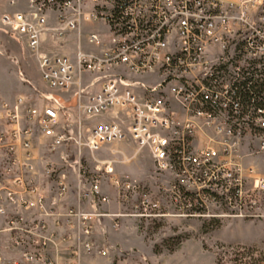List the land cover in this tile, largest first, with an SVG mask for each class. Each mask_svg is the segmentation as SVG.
Returning a JSON list of instances; mask_svg holds the SVG:
<instances>
[{
  "label": "built area",
  "instance_id": "built-area-1",
  "mask_svg": "<svg viewBox=\"0 0 264 264\" xmlns=\"http://www.w3.org/2000/svg\"><path fill=\"white\" fill-rule=\"evenodd\" d=\"M21 1L0 30L48 91L0 105V264L109 259L107 219L264 222V0Z\"/></svg>",
  "mask_w": 264,
  "mask_h": 264
},
{
  "label": "rangeland",
  "instance_id": "rangeland-1",
  "mask_svg": "<svg viewBox=\"0 0 264 264\" xmlns=\"http://www.w3.org/2000/svg\"><path fill=\"white\" fill-rule=\"evenodd\" d=\"M7 1L14 2L11 5L14 10L22 2ZM2 33L0 42L5 46V53L0 57V105L2 101L11 102L17 95L36 100L38 92L48 90L41 81L34 58L18 40ZM2 117L0 106V132L4 128ZM120 170L140 178L148 177L147 185L155 186L154 169L146 159ZM112 207L118 211V204L113 203ZM212 222L123 218L119 219L118 226H111L107 219L103 221L106 241L114 245L116 251L109 259H86L84 264H264L263 221L218 220L214 225Z\"/></svg>",
  "mask_w": 264,
  "mask_h": 264
},
{
  "label": "crops",
  "instance_id": "crops-1",
  "mask_svg": "<svg viewBox=\"0 0 264 264\" xmlns=\"http://www.w3.org/2000/svg\"><path fill=\"white\" fill-rule=\"evenodd\" d=\"M13 12L15 11L13 9V6L7 1V0H0V12ZM4 50L5 46L3 43L0 42V57L4 56ZM11 61H14V59H11Z\"/></svg>",
  "mask_w": 264,
  "mask_h": 264
},
{
  "label": "trees",
  "instance_id": "trees-1",
  "mask_svg": "<svg viewBox=\"0 0 264 264\" xmlns=\"http://www.w3.org/2000/svg\"><path fill=\"white\" fill-rule=\"evenodd\" d=\"M2 32H4V31L0 30V33H2ZM5 33H6V32H5ZM2 34H3V33H2ZM6 34H7V33H6ZM3 35H4V34H3ZM7 35L10 36L11 38H13L11 35H9V34H7ZM14 39H15V38H14ZM213 223L216 224L217 222H216V221H213L212 224H213ZM212 224H211V225H212ZM214 224H213V225H214ZM209 225H210V224H209Z\"/></svg>",
  "mask_w": 264,
  "mask_h": 264
}]
</instances>
